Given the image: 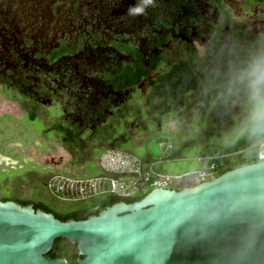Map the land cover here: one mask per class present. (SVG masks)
Listing matches in <instances>:
<instances>
[{
  "label": "water",
  "instance_id": "1",
  "mask_svg": "<svg viewBox=\"0 0 264 264\" xmlns=\"http://www.w3.org/2000/svg\"><path fill=\"white\" fill-rule=\"evenodd\" d=\"M158 144L153 136L152 154L166 155ZM57 236L76 242V264H264V160L190 186H154L83 218L0 199V264H68L46 254Z\"/></svg>",
  "mask_w": 264,
  "mask_h": 264
},
{
  "label": "flooded vegetation",
  "instance_id": "2",
  "mask_svg": "<svg viewBox=\"0 0 264 264\" xmlns=\"http://www.w3.org/2000/svg\"><path fill=\"white\" fill-rule=\"evenodd\" d=\"M175 1L179 2L174 0L173 5ZM141 2L142 0H0L3 14L5 9L12 8L15 4L19 8L32 9L34 23L37 18L41 19L38 28H34L35 31L30 28L28 36L19 37L20 42L27 40L29 44L12 46L9 43L11 46L8 53L7 49H0V86L3 91H8L2 93L3 99L15 101L19 108H23L22 99L35 100L43 108L39 113L43 117L45 102H49L52 95L46 83L48 76L42 80L41 85L33 88L37 94L32 98L24 87L27 85L24 79L16 84L10 80L19 76L15 73L20 70L18 67L34 71L44 70L45 73L53 67L64 68L66 71L73 68L76 72L84 68L105 72L133 65L136 63L137 55L146 66L155 56L161 54L171 56V61L174 62L176 54L183 56L189 51L188 43L196 46L194 39L203 42L204 45L200 49L203 55L211 59L222 46L234 42L232 37L234 29L248 28L250 32L252 30L250 20H243L240 23V20L226 18L227 16L220 10L223 5L228 8L224 0L219 3L214 0L206 1L215 15L212 18H202L192 13L190 22H185L188 28H182L180 22L182 19L179 15L181 13L178 10L173 11L172 15L164 13V0H153L143 14H133L130 9ZM152 7H156V10ZM9 20L11 24L16 25L14 29L16 32H10L13 33L10 35L12 39L17 40L21 33L17 26L19 23L17 19ZM229 22L234 26L230 28ZM261 23L262 21L257 19L253 21L255 35L260 31L258 27ZM246 24L249 25L246 27ZM218 26H221V30L218 38L214 40L212 36ZM2 31L4 33L0 32V36L5 37L6 31L4 29ZM60 46L66 49L51 59L52 52ZM124 46H136V53L129 52ZM198 50L197 48V52ZM7 54L14 58L10 65L2 61ZM157 67L158 65L153 70ZM110 87L99 89L97 93L105 95L104 98L112 101L115 97L110 95L113 91ZM73 117L75 120L79 118L76 114ZM1 158L9 160L2 151L0 162H3Z\"/></svg>",
  "mask_w": 264,
  "mask_h": 264
},
{
  "label": "crops",
  "instance_id": "3",
  "mask_svg": "<svg viewBox=\"0 0 264 264\" xmlns=\"http://www.w3.org/2000/svg\"><path fill=\"white\" fill-rule=\"evenodd\" d=\"M263 25L264 23H261L258 29L262 30ZM258 37L251 35L249 46ZM244 40L240 39V45L244 43ZM198 49L200 67H196L194 73H199L210 80L211 76L208 73L213 68L212 61L207 56L202 59V49ZM168 69L169 65L160 62L156 69L152 70L134 87L123 90L113 89L111 93L115 98L112 101L109 100L105 105V116L98 118L97 122L93 124L95 131L91 140L83 146L75 143L73 154L62 143L61 133L53 129L56 119L62 116L63 111L55 113L54 107L51 105L44 108L46 115L43 117L38 114L32 118L27 109L19 107L18 115L10 116L3 113L2 119L4 120L7 115L9 119L4 120L1 127L11 126L12 131L9 138L4 141L26 143L41 137L51 140L55 138L63 148L65 156V161L59 166L62 170L57 173L71 178H100L103 185L106 183L103 180L106 173L99 164V155L109 147L128 151L141 160L144 168L151 166L154 170L162 173L181 174L199 169L206 165L211 158L218 156L212 154L211 146L230 144L226 143L225 134L232 127L233 115L238 109L229 112L219 104L213 106L211 98L215 95L214 91L210 93L203 106L200 100L194 96L192 89H189L185 93V103H178L172 110L163 111L159 108L157 98L152 99L151 102L146 98L150 90L146 80L148 77H153ZM68 93H66L67 96ZM103 99L100 96L99 101ZM80 119V117L76 118V120ZM84 135L82 134V137ZM153 135L158 138V150L168 149L166 155L156 157L152 154L149 141ZM246 147H249L250 151L253 150L249 144L244 148ZM231 156H236V154L231 153ZM173 181L176 185L171 183L170 186L180 188L195 184L197 179L183 177ZM140 192L137 191L131 195Z\"/></svg>",
  "mask_w": 264,
  "mask_h": 264
},
{
  "label": "trees",
  "instance_id": "4",
  "mask_svg": "<svg viewBox=\"0 0 264 264\" xmlns=\"http://www.w3.org/2000/svg\"><path fill=\"white\" fill-rule=\"evenodd\" d=\"M173 1L174 0H164L163 9L165 14L172 15L175 10H178L181 13V11H184L188 5L186 0H179V2L175 1V5H173ZM214 1L219 3L221 0ZM223 6L224 7H220V10L224 12L227 16L226 18L239 21L234 18L229 11V8L225 7V5ZM155 8L156 7H152V9ZM189 12L192 14L190 10ZM241 22L243 21L240 20V23ZM220 27L221 26H218L216 32H214L212 36L214 40L218 38L221 30ZM250 36L251 32L248 28L234 29L232 32L234 42L232 44L222 46L221 49L212 56L211 61L213 68L208 74L211 76L214 69L223 70L226 68L229 62L236 59L235 54L242 55L250 44ZM242 38L245 40L244 43L240 45L239 41ZM187 45L189 51L183 56L176 54L174 62L171 61V56L161 54L155 56L149 64L145 66L144 61L141 60L139 55H137L136 63L130 66H124L116 71L101 72L94 70L93 73L96 74L94 76L96 82H91L90 80L88 82L86 81L85 85L89 84L91 87L88 88L84 85L83 88H81L83 92L82 95H84V98H81V106L83 107L81 119L75 120L72 112L70 111L69 103H66L64 105V112L62 116H59L53 125V129L61 133L62 143L68 147L70 152L73 154V147L75 146V143L83 146V144L91 140L95 131L93 124L97 122L98 118L105 116L106 112L104 111V107L110 100L109 98H104L102 101L92 104V101L95 100L93 98L94 92L98 89L96 86L103 84L102 86L100 85L103 87L101 88L102 90L107 85V87L111 86L112 89L115 90H123L134 87L143 78L147 77L153 68H155L160 62L169 65V69L153 77L147 78L146 84L150 88L146 96L148 101L151 102L152 99L157 98L159 100L160 109L163 111L172 110V108L178 103H185V93L189 89H192L194 96H196V98L200 100L201 105L204 106L210 95H205L204 93V86L208 80L205 76H201L199 73H194L195 68L200 67L198 64L200 56L197 52L196 46L190 45L189 43ZM124 47L129 52H132L133 54L136 53V46ZM65 49L66 48L64 46H60L52 52L50 58L54 59ZM204 56L205 54L202 55V59H204ZM65 71L66 70H64V73ZM80 71H82L81 73H85L87 68L79 70V72ZM107 87H105V89ZM22 106L24 109L28 110V113L32 118L41 113L40 109H43L42 106H40V104L35 100L27 101L22 99ZM44 114L46 115L45 110ZM64 122L66 123L64 124ZM82 134H85L84 137H82ZM248 144L249 143L246 140L241 139L228 145L211 146L212 154L218 155L217 157L211 158L207 163L214 164V168L212 170L213 176L242 163L258 160V158L253 154V151H251L252 155L245 154L244 151L248 149L244 150L243 148ZM231 153L236 154V156H231ZM229 154L230 156H228ZM106 175L114 174L106 173ZM50 176H52L51 172H47L45 174L33 171L21 173L19 174V177L16 178L17 180L13 183L15 191L8 194H0V199H13L21 204L31 203L35 208L40 207L44 210L53 212L54 215L60 219H66L68 217L83 218L90 213L98 212L106 205L115 201L124 200L129 202L139 199L152 188L149 187L135 195H119L114 192L104 190L83 198H68L64 196L61 191H55L53 188H46L49 183L48 180ZM30 188L34 189V194H32V196L21 194L23 190ZM56 199H58V201ZM59 200L63 202L60 203ZM46 254L53 257L64 258L68 264H76L77 258L81 256V254L78 253L76 242L65 236L55 237L51 248Z\"/></svg>",
  "mask_w": 264,
  "mask_h": 264
},
{
  "label": "rangeland",
  "instance_id": "5",
  "mask_svg": "<svg viewBox=\"0 0 264 264\" xmlns=\"http://www.w3.org/2000/svg\"><path fill=\"white\" fill-rule=\"evenodd\" d=\"M187 1V7L184 11H181L180 19H182L180 22H182L181 26L182 28H188V25H185V22H190L189 18L191 19V13H194V15H200L202 18H212L214 15V11H211V8L208 7V4L206 1L208 0H186ZM226 2V5L229 8V11L234 16V18L238 20H250V26L251 23H253L254 20L259 19L264 21V1H256V0H224ZM190 2V3H188ZM208 7V8H207ZM213 8V7H212ZM6 11L4 14L2 13L0 9V27H3L6 31L5 37L0 36V49L5 48L7 49V53L10 51V44L12 46L14 44H20L21 46L24 45V43L29 42L22 41L20 42L19 37L21 38L22 35L28 36L30 34V28L35 31L34 28H38L39 23H41V19L37 18L36 23L33 21L35 18L33 16L32 9L29 8H19L15 6V4L12 6V8L5 9ZM31 11V13H29ZM189 12V13H188ZM5 16L6 18H4ZM39 17V16H38ZM5 19V20H3ZM9 19H17L16 21L19 23L18 28L20 29V35L17 36V40L12 39L11 35L13 33L10 32H16L14 31L15 26L11 24V20ZM176 22V21H175ZM184 24V25H183ZM233 27V23H230ZM264 26V25H263ZM241 27V26H240ZM247 27V24H246ZM0 28V32L4 33ZM261 30V29H259ZM264 27L261 31H257L256 36H260L264 34ZM229 33V31H228ZM11 34V35H10ZM7 38L9 41H7ZM31 38V37H30ZM207 38V37H206ZM200 39L195 40L194 42L197 46V48H202L204 45L203 42ZM10 43V44H9ZM14 60V58H11L10 55H6L2 61L6 62V64L10 65ZM19 71H16L17 75H19L16 78H11L10 80L14 82L15 84L18 81H23L24 79L27 85L24 87L29 91L30 97L33 95H36L37 93L33 91V88L38 87V85H41L42 80L47 79L46 76H48V80L46 81L47 86L50 88L52 95L49 102H45V108L48 106L54 107L55 113H60L61 111L64 112V105L66 103H69L70 111L73 115H77L78 117H82V99L84 98V95H82V89L85 85V82L91 81L96 82L94 76V70L88 69L85 73L76 72L73 68L69 71H65L64 68L61 69L60 67H53L51 70H49L47 73L44 72V70H31L27 68H21ZM81 70V69H79ZM98 85V84H97ZM101 86L103 84H100ZM96 86L98 88L96 92H94V99L92 101V104L97 103L98 96L101 94L97 93V91L103 87ZM108 86V85H107ZM105 86V87H107ZM85 87L90 88L91 86L89 84H86ZM104 87V88H105ZM69 89V93H68ZM7 91V90H5ZM2 87L0 86V151L3 152L6 158H1L0 162V194H8L13 191H15V188L13 186V183L16 178L19 177V174L24 173L27 171H33L38 172L40 174H45L47 172H51L52 176H50L48 182H52L53 185H48L46 188H55V186H62L63 189L67 188L68 185H70L71 180L74 178L63 176L61 173H57V171L62 170L59 166H61L62 162L65 161V156L63 153V148L60 146L59 141L55 138L47 139L46 138H36L27 141L26 143H20L16 141L7 142L4 141V139H8L9 135L11 134V126H6L5 128H2L4 120H8L9 116L7 115L4 120L2 119V114L7 113L10 116L18 115L20 113L18 109V105L13 100H5L3 99V92ZM50 92V91H49ZM8 93V91H7ZM68 93V96L66 95ZM99 94V95H98ZM110 95L113 96V93ZM103 98L105 95H101ZM125 96V94H123ZM33 98V97H32ZM3 122V123H2ZM245 154L252 155L250 150H245ZM27 170V171H26ZM78 179V178H76ZM172 184L176 185L174 181H172ZM75 187V186H73ZM61 189V188H60ZM26 192V193H25ZM21 193V192H20ZM19 193V194H20ZM97 193V192H96ZM21 194H27L31 195L34 194V189H25L22 191ZM83 198V197H80ZM58 201V199H56ZM60 203L63 201L59 200Z\"/></svg>",
  "mask_w": 264,
  "mask_h": 264
},
{
  "label": "clouds",
  "instance_id": "6",
  "mask_svg": "<svg viewBox=\"0 0 264 264\" xmlns=\"http://www.w3.org/2000/svg\"><path fill=\"white\" fill-rule=\"evenodd\" d=\"M153 0H142L130 9L143 14ZM223 70L214 69L204 86L205 95L213 91V106L219 104L233 115V124L225 134L226 143L246 140L257 156L264 160V34Z\"/></svg>",
  "mask_w": 264,
  "mask_h": 264
},
{
  "label": "built area",
  "instance_id": "7",
  "mask_svg": "<svg viewBox=\"0 0 264 264\" xmlns=\"http://www.w3.org/2000/svg\"><path fill=\"white\" fill-rule=\"evenodd\" d=\"M243 149H249V147ZM252 151L260 159L255 150ZM99 164L106 173L114 174L104 176L103 180L106 182L104 185L100 178H74L67 188L63 189L62 186H55L54 190L63 192L64 196L68 198L85 197L104 190L119 195H131L137 191H144L149 187L170 186L174 179L183 177H194L199 182L212 177L214 168V164L210 163L199 169L181 174L162 173L154 170L151 166L144 168L141 160L132 153L112 147L105 148L100 153ZM49 185H53V183L50 182Z\"/></svg>",
  "mask_w": 264,
  "mask_h": 264
}]
</instances>
